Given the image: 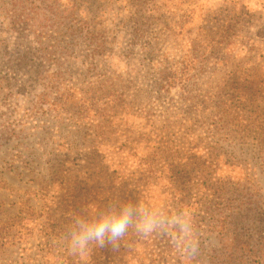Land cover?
<instances>
[{"label":"rangeland","instance_id":"obj_1","mask_svg":"<svg viewBox=\"0 0 264 264\" xmlns=\"http://www.w3.org/2000/svg\"><path fill=\"white\" fill-rule=\"evenodd\" d=\"M69 1L0 0V264H264V0ZM102 75L121 102L86 118L44 85ZM117 199L189 210L199 254L131 229L70 254V213Z\"/></svg>","mask_w":264,"mask_h":264},{"label":"clouds","instance_id":"obj_2","mask_svg":"<svg viewBox=\"0 0 264 264\" xmlns=\"http://www.w3.org/2000/svg\"><path fill=\"white\" fill-rule=\"evenodd\" d=\"M130 229L141 238L167 236L172 246L188 260L199 254L200 233L189 210H169L140 201L117 199L87 214L70 213L64 240L70 254L87 256L93 248L117 249Z\"/></svg>","mask_w":264,"mask_h":264},{"label":"trees","instance_id":"obj_3","mask_svg":"<svg viewBox=\"0 0 264 264\" xmlns=\"http://www.w3.org/2000/svg\"><path fill=\"white\" fill-rule=\"evenodd\" d=\"M68 4H72L70 7H67L65 10H63L64 13L69 14V16H77V11H78V4L79 1L78 0H70L68 2ZM53 8V5H50ZM98 51H96V54H103L104 51V46L103 44H98ZM103 57V56H102ZM32 59L29 56V54H22L20 56H18V60L19 63L20 62H25V64H27L29 62V60ZM190 63V61H189ZM171 78L169 77V75H165V77H163V86H169V82H170ZM111 80L108 79V77H105L104 75H102V78H99L97 80V82L94 84L93 87H88V88H80V86L76 85V86H66L64 85L63 90L60 89V84L57 80V78H51L50 80H47L46 83L44 84L46 87H50L51 89H56L55 91V99L57 100H63L64 103L69 102V103H75L77 106L80 107L79 110V116L81 118H86L87 115L90 113L89 109H87L86 104H95L97 105L99 102L101 101H105L107 102V104L112 105L111 108H115L118 102H121V97L117 94L114 93L112 90H110L108 88V83ZM85 89V90H84ZM112 89V88H111ZM116 92V91H115ZM40 98L46 99L50 97V92L48 93H42L39 95ZM107 110V109H106ZM105 110V111H106ZM99 115V114H98ZM122 115L121 113L117 112L115 114L112 115H108L109 119L112 120L113 122L116 121L115 117ZM105 130V129H104ZM104 130L102 129V131L104 132ZM102 134H105V132ZM170 174L168 177H175L176 173L174 168L172 169H164L162 172H160L159 174V178L160 180H165L166 175ZM145 178H149V176L144 175V179ZM257 250H252V249H248L247 250V254H244V256H239L233 258L231 257V261L230 264H243L246 262L247 258H251L253 257L256 260H260V255L259 253H256Z\"/></svg>","mask_w":264,"mask_h":264}]
</instances>
